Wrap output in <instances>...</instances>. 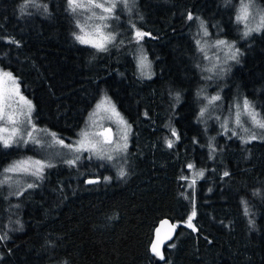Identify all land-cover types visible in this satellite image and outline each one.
Returning <instances> with one entry per match:
<instances>
[{
	"label": "trees",
	"instance_id": "trees-1",
	"mask_svg": "<svg viewBox=\"0 0 264 264\" xmlns=\"http://www.w3.org/2000/svg\"><path fill=\"white\" fill-rule=\"evenodd\" d=\"M243 2L137 0L120 40L99 51L76 39L69 0H0V67L32 98L38 126L71 140L104 93L133 126L121 164L86 154L50 164L31 188L0 181V264H264V139L245 143L203 110L209 80L194 31L203 21L241 41L222 101L242 93L264 120V29L246 37ZM141 49L153 78L137 74ZM30 150L0 147V171ZM190 216L198 230L179 226L164 259L154 255L159 222Z\"/></svg>",
	"mask_w": 264,
	"mask_h": 264
},
{
	"label": "rangeland",
	"instance_id": "rangeland-1",
	"mask_svg": "<svg viewBox=\"0 0 264 264\" xmlns=\"http://www.w3.org/2000/svg\"><path fill=\"white\" fill-rule=\"evenodd\" d=\"M136 1L137 0H76L77 4L84 5V7H76L75 11H73V16L78 26V35L80 33L81 35H83L84 33H88L90 37L94 38L97 26H101V29L105 35L111 34L115 36V41L109 43L107 47L113 43L118 42L120 40V34L122 32L119 24L126 21L127 18H130V15H132V13L134 18V16L136 15L135 13L137 12V5L135 4ZM247 1L248 2L241 3L240 8L242 4L248 5V18L246 21H242V27L245 32L248 29H252V31H250L249 34L246 35V37H250L252 34L260 32L264 29V19H262V17H264V8L256 0ZM95 3H102L105 5V7H109L112 4H115L116 6L113 9L112 13H107L104 12L103 9L95 7ZM239 14L240 9L238 15ZM101 16L106 17V19H100ZM81 27L84 29L83 33L80 32ZM257 28L259 30H256ZM205 29H207L209 33L208 36H205L203 34ZM199 30L200 37L199 40L197 39V44L200 48L203 49V69L206 73L205 76L208 77L209 80L208 84L202 90L203 97L207 100L206 105L203 106V110H207V112L217 118L224 130H228L229 132H231V134L236 135L239 138L242 137L240 138L242 140H249L251 134H255L256 139H264V129L259 128L246 114V111L254 112L258 120L262 122H264V120H262L261 116L257 113V109L248 100H246L248 98L243 96L244 94L240 92L241 95L236 96V99L239 100L234 102L229 107L228 105L223 104L228 91V84L226 83V79L229 76L234 65H236L237 63H241V41L231 39L227 36H219V33L214 36L212 29L206 24L203 28L201 27V24H196L194 27V31L198 33ZM217 35L218 37H216ZM218 40H225L229 45H232L233 47L229 49V47L227 46L217 45L216 41ZM233 54H235L234 58ZM141 57L146 58L145 63L147 65V67L143 69V74L139 67V60ZM136 66L137 74H140L142 77L153 78L156 74L153 61L150 59L147 52L142 49L137 55ZM3 72L11 73L12 77L15 80V85L12 83V81L7 80V78L3 77ZM16 86H18L20 96H23L25 100L31 102L32 109L30 120L27 115H21V113L26 114L28 112V107L23 101H20L19 98L13 94ZM215 96H219L220 99L212 101V98ZM0 97H2L3 99V111L6 114L13 115L14 119L16 120V124L7 123L6 115L3 119H0V129L8 128L9 130L8 132L0 131V136L7 138L11 134V130L13 127L18 129L16 135L12 138L10 146L4 147L3 143L0 142V147L5 148L7 152L18 150L19 147L23 149H32V151L30 150L31 153H29V155H27L26 157L6 162L4 164L5 167L3 166V170L21 161L27 162L25 166L34 171L35 169L32 166L34 161H41L45 165H50L59 161L67 162L69 160H74L76 162V160L84 157V155L86 154L98 157L90 151L76 152L74 148L77 145V142L83 139L81 133L88 132L90 134L89 140H91L92 142H98L102 139V137L93 134L105 132L108 127H111L113 129V137L111 138L112 143L98 144V147H102L107 154L113 157V159L108 160L106 157L103 159L106 161H112V163L116 162L118 164H121L122 159H124L130 152L129 148L131 145L133 126L129 122L128 118L120 110L116 102L113 100V97L109 93H104L101 96L100 100L96 103V105L88 115L84 128L81 130L77 137L71 140L65 139L62 136L59 137L60 135L58 136L57 133L42 128L34 122L35 104L32 98L28 97L23 92L18 78L11 71L2 67H0ZM244 101H247L249 104L248 110H245L243 107ZM102 102L104 103L102 104ZM97 105L102 106L100 108H97ZM113 107L115 109V113L119 114L118 116L113 113ZM237 113H239L240 115V122L243 125V128L248 129L247 132L243 131L236 125L235 118ZM121 118L130 127H126L124 124H121ZM33 125L35 126V130H33L32 128ZM29 132L31 133V139H29L28 137ZM52 133H54L55 137L59 140H63L65 145H72L73 147L68 148L62 146L57 142V139L53 138V136L51 135ZM124 134H126L127 137L126 141L121 139L122 135ZM34 140L38 141V143L33 142ZM125 142L127 144L126 149H124L123 151L115 150L117 144L123 146ZM77 157L79 158L77 159ZM3 170L0 171V181L5 183L7 187H10V184L12 183H17L21 188H29V184L34 185L35 181L39 179L38 177L31 175L30 173H6ZM195 175H193V177ZM5 178H7V180Z\"/></svg>",
	"mask_w": 264,
	"mask_h": 264
},
{
	"label": "snow or ice",
	"instance_id": "snow-or-ice-1",
	"mask_svg": "<svg viewBox=\"0 0 264 264\" xmlns=\"http://www.w3.org/2000/svg\"><path fill=\"white\" fill-rule=\"evenodd\" d=\"M74 5H75V7H74ZM69 6L72 7L73 11H75V8L76 7H84V5H82V4H77L76 3V0H69ZM94 6L97 7V8L103 9L104 12L112 13V11H113V9L115 8L116 5L115 4H112L109 7H105V5L102 4V3H95ZM24 7H26V5H22V8H21L22 11H23V8ZM247 18H248V5L247 4H242V6L240 8V14L237 15L236 20L238 22H240V21H246ZM100 19L103 20V19H106V17L101 16ZM188 19L191 20V19H193V17L191 15H189L188 16ZM262 19H264V17H262ZM200 24H201V27L203 28L204 27L203 21H201ZM256 30H259V29L257 28ZM250 31H252V29H248L244 34L245 35H248ZM81 32L82 33L84 32V29L82 27H81ZM203 34L205 36H208L209 35L207 29L204 30V33ZM144 35H146V34L140 32V31H136L135 36L138 38L137 39V42H139V39H142L144 37ZM76 39L80 43H82V44H89V45L95 47L99 51H107V45L109 43H112V42L115 41V36L114 35H111V34L105 35L104 32L101 29V26H97V28L95 30V37L94 38L90 37L88 33H84L83 35H77L76 36ZM216 44L217 45L227 46V47H229V49H231L233 47L232 45H229L228 42L225 41V40H218V41H216ZM234 56H235V54H233V58H234ZM145 60H146V58H144V57H141L140 60H139V67L141 69L142 74H143V69L147 67V65L145 63ZM2 75H3V77L7 78V80L12 81V83L15 85V80L12 77L11 73L3 72ZM13 94L15 96H17L20 101H23L27 105L28 112L26 114L21 113V115H27V117L30 120L31 109H32L31 102L25 100V98L23 96H20L18 86L15 87V89L13 91ZM219 99H220L219 96H215V97L212 98V101L219 100ZM103 103L104 102H102V104ZM101 106L102 105H97V108H100ZM243 107H244L245 110H248L249 109V104H248L247 101H244ZM3 108H4L3 99H2V97H0V119H3L5 117V115H6L7 116L6 122L7 123L16 124V120L14 119V116L11 115V114H6L3 111ZM112 111H113V113L115 115H117V116L119 115L118 113H115L114 107L112 108ZM200 114H201V116H203L204 112L201 111ZM246 114L250 117V119L259 128L264 129V122L258 120L257 117H256V114L254 112L246 111ZM120 123L121 124H124L126 127H130V126H128L126 124V122L122 118L120 120ZM235 123L243 131H245V132L248 131V129L243 128V125L240 122V115H239V113H237V115H236ZM32 128H33V130H35V126L34 125L32 126ZM0 131L8 132L9 130H8V128H2V129H0ZM17 131H18V129L15 128V127H13L12 130H11V134L7 138L0 136V142L3 143V146L4 147H9L10 146V143L12 141V138L16 135ZM106 132L107 133H110L111 132V129H107ZM51 135L53 136V138L57 139V142L60 143L62 146L68 147V148H72L73 147L72 145H65L64 142H63V140H59L58 138L55 137V134L54 133H52ZM81 135H82L83 139L77 142V145L74 148V150L76 152L90 151V152H93L98 157H100L101 159H103L105 157L108 160L113 159V157L111 155L107 154L102 147H98V144H111L112 143L110 137L108 135H106L105 132H100V133H94L93 134V135L102 137V139L99 140L98 142H92L91 140H89V135L90 134L88 132H83V133H81ZM171 135L174 136V137H176L177 139L179 138L178 135H177V133L175 132V130H172ZM28 137H29V139L32 138L30 132L28 133ZM240 138H242V137H240ZM121 139H123V140L126 141V139H127L126 134L122 135ZM252 139H256L255 134H251L250 135L249 140H252ZM249 140H244V142L245 143H248ZM33 142L38 143V141H35V140ZM166 144H167L168 147L171 148L173 146V141L172 140H166ZM126 148H127V144L125 142L123 144V146L117 144L116 147H115V150L116 151H123ZM78 158L79 157H77V159ZM67 163L74 164L75 161L74 160H69V161H67ZM26 164H27V162H25V161L17 162L15 164H13L12 166L8 167V168H5L3 171L6 172V173H8V172H11V173H17V172L30 173L31 175H34V176H36V177L39 178V177L42 176V172H43V169L45 167H51V165H45L41 161H34L32 166L34 167L35 170L32 171V170H30L29 167H26L25 166ZM186 167L192 168L193 165H187ZM119 174L121 176L125 175V173H124L123 170H121ZM199 175L200 176H203V172L201 171L199 173ZM224 175L227 176L228 173L225 172ZM5 179L7 180V178H5ZM92 182L93 181H89V183H92ZM193 183H194V181H193ZM32 186L33 185H31V184L28 185L29 188H31ZM243 203L245 205L244 206V213H245V215H247L248 214V208H247L246 202H243ZM192 215L195 216V212H193ZM165 223H167V222H165ZM188 226L189 227H192L190 221H189ZM3 238L4 237H0V239H3ZM151 251L153 252L154 255L159 256L161 259H164L163 253L161 252L160 247H159V241H157L156 243H153V245L151 247Z\"/></svg>",
	"mask_w": 264,
	"mask_h": 264
},
{
	"label": "water",
	"instance_id": "water-1",
	"mask_svg": "<svg viewBox=\"0 0 264 264\" xmlns=\"http://www.w3.org/2000/svg\"><path fill=\"white\" fill-rule=\"evenodd\" d=\"M107 129H111V132L107 133L106 132ZM107 129L105 130L106 135H108L111 139L113 137V129L111 127H108ZM100 180H101L100 177H87L85 179V182L87 184H91V183H89V181H93L92 183H97ZM189 221H190L192 227L188 226ZM165 222H167V223H165ZM179 226H184V227H186V228H188L194 232H196L198 230V228L194 222L193 216H190L186 220L180 221L178 223H174L170 218H163L159 222V224L157 225V227L155 229L153 240L151 243V247H152L153 243H156L157 241H159V247H160L161 252L163 253L165 246H167L168 243L171 242L175 238V236L177 234V227H179ZM151 247H150V249H151Z\"/></svg>",
	"mask_w": 264,
	"mask_h": 264
},
{
	"label": "bare ground",
	"instance_id": "bare-ground-1",
	"mask_svg": "<svg viewBox=\"0 0 264 264\" xmlns=\"http://www.w3.org/2000/svg\"><path fill=\"white\" fill-rule=\"evenodd\" d=\"M129 149H130V148H129ZM100 181H101V180H100ZM100 181H99V182H100ZM177 228H178V227H177Z\"/></svg>",
	"mask_w": 264,
	"mask_h": 264
}]
</instances>
